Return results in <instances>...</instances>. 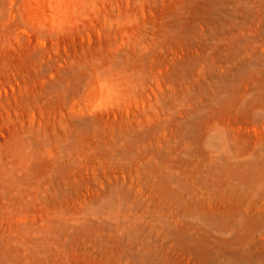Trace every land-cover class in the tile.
Here are the masks:
<instances>
[{
    "label": "rangeland",
    "instance_id": "1",
    "mask_svg": "<svg viewBox=\"0 0 264 264\" xmlns=\"http://www.w3.org/2000/svg\"><path fill=\"white\" fill-rule=\"evenodd\" d=\"M0 264H264V0H0Z\"/></svg>",
    "mask_w": 264,
    "mask_h": 264
}]
</instances>
